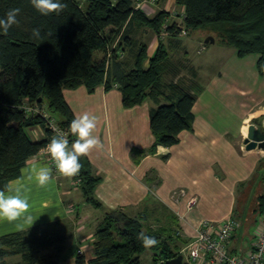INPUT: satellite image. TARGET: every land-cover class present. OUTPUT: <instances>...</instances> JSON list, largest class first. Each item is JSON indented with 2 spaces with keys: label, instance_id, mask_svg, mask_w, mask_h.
Listing matches in <instances>:
<instances>
[{
  "label": "trees",
  "instance_id": "16d2710c",
  "mask_svg": "<svg viewBox=\"0 0 264 264\" xmlns=\"http://www.w3.org/2000/svg\"><path fill=\"white\" fill-rule=\"evenodd\" d=\"M62 2L67 4L64 11L45 16L30 0H0V17L10 9H21L19 26H13L7 35L0 34V190L20 175L26 161L51 137L42 112L27 107L37 106L53 116L67 130L70 146L76 139L69 129L75 116L63 96L64 88L84 85L92 92L101 84L105 90L116 86L122 93L123 107L150 99L154 106L149 109V127L155 139L151 152L157 145L177 143L182 130L192 129V107L200 88L194 82L165 81L164 75L175 64L161 38L162 30L166 36H178L182 30L209 28L238 56L258 54L256 66L264 75V0H174L184 9L182 20L164 25L166 11L149 16L136 8L133 0ZM33 28L41 30L43 41L30 39ZM136 28H149L156 34L158 43L151 55L148 44L132 35ZM36 126L44 131L38 140L28 131ZM80 163L76 176L84 199L103 208L94 193L100 177L92 172L87 156H82ZM261 204L262 213L264 201ZM171 225L153 229L142 216L108 210L95 230L94 255L87 263L140 264L145 247L137 236L144 232L158 240L152 247L154 264H166L180 254L177 241H189L175 236L178 227ZM64 239V234L43 225L3 234L0 264H8L6 259L15 255L21 260L11 264H36L37 252ZM53 249L56 254L41 256L42 264H59L63 246L55 244ZM75 256L76 263L83 262L81 254L76 252Z\"/></svg>",
  "mask_w": 264,
  "mask_h": 264
},
{
  "label": "crops",
  "instance_id": "0c3cea01",
  "mask_svg": "<svg viewBox=\"0 0 264 264\" xmlns=\"http://www.w3.org/2000/svg\"><path fill=\"white\" fill-rule=\"evenodd\" d=\"M137 31L151 55L158 43L156 34L149 28H136L132 32ZM189 35L190 32L162 38L172 64H182L177 76L170 78L194 82L200 88L192 107V129L182 130L179 141L171 146L157 145L154 152L149 151L155 140L149 127V109L154 106L150 99L123 107L119 88L105 90L102 84L92 92L84 85L62 91L75 117L84 112L98 117L94 134L104 147L93 150L87 158L92 172L100 177L94 193L103 208L84 199L74 176L53 173V182L40 187L20 171L18 177L9 181L8 186L13 188L17 180L23 184L34 218L31 227L43 225L55 230L59 226L58 232L64 234L63 242L49 247L63 246L59 250V264H88L87 260L94 255L97 224L108 210L139 215L146 222L152 218L160 225L175 224L178 227L175 236L188 240L201 220H219L234 212L237 186L254 175L264 157V149L247 150L243 144L254 118L264 126V75L256 66L259 55L240 57L233 47L218 42L214 36L212 48L201 49L204 42ZM28 131L32 139L44 137L39 126ZM30 161L50 167L47 155L37 153L21 170ZM72 186L78 187L77 190ZM191 199L194 202L189 204ZM22 222L0 220V236L18 231L16 223ZM28 228L26 225L24 230ZM70 240L78 241L77 251L81 250L83 262L76 263L74 254L63 252Z\"/></svg>",
  "mask_w": 264,
  "mask_h": 264
},
{
  "label": "clouds",
  "instance_id": "9594fccd",
  "mask_svg": "<svg viewBox=\"0 0 264 264\" xmlns=\"http://www.w3.org/2000/svg\"><path fill=\"white\" fill-rule=\"evenodd\" d=\"M34 9L42 15L51 13L60 14L67 8V4L62 0H30ZM20 8L10 9L4 17H0V34L7 35L13 26H19L18 16ZM30 39L43 41L39 28L31 30ZM98 126V117L84 112L77 115L70 123V133L76 139L69 145L67 135L63 132H57L46 146V151L50 155L55 170L65 176L73 177L79 174L82 167L80 158L87 156L93 150L103 149L104 145L95 135ZM26 174L28 181H33L40 186L45 187L53 182V169L47 165L38 164L35 161L28 162L27 166L21 170ZM0 220H7L9 223H16L17 230L23 231L25 226H32L34 218L30 214V203L28 197L24 195L23 184L17 180L16 187L5 186L0 190ZM137 239L142 241L145 248H152L158 244L155 237L148 236L144 232L138 234Z\"/></svg>",
  "mask_w": 264,
  "mask_h": 264
},
{
  "label": "rangeland",
  "instance_id": "374dc122",
  "mask_svg": "<svg viewBox=\"0 0 264 264\" xmlns=\"http://www.w3.org/2000/svg\"><path fill=\"white\" fill-rule=\"evenodd\" d=\"M133 1H134V5L136 8L142 9L149 16L155 14L159 10L166 11L167 15L165 16L163 25L171 22L172 20H177V21L179 20V22H181L182 20L184 9L182 6L176 5L174 3V0H155L152 2L149 0H133ZM187 33L188 31L186 30L183 33V35ZM140 34L141 33L137 31V32H134L132 35L138 38ZM161 34H162L161 38H164V36H166V33L163 30ZM208 35L214 36L217 39V41L220 42L218 39L217 33L210 30L209 28H198L193 31H190L189 37L193 38L194 36H198L204 42V39ZM183 37L186 38L185 36ZM143 39L146 41H149L148 36H144ZM205 46L212 48L211 47L212 45H210V43L204 42L201 45V49H203ZM191 53L192 52H190V55ZM186 62L187 61H185L184 63L186 64V67H187L188 64ZM173 64H175V67L169 69L170 74L169 72H167L166 75L164 76V79L167 81H172L170 77L172 76L175 77V75L177 76L176 71L177 69L180 68V65H182V64H179L178 62H173ZM186 83H189V82H186ZM72 187L75 188V190H77L78 188L75 186H72ZM48 193H49V190L47 194ZM237 194H238L236 195L237 202L234 208V212L231 215L238 219V221L240 222V226H239L240 228L237 230L234 236L232 245L236 248L239 246H242L243 248H245L249 244L256 230V219L263 213V212L261 213L260 211L263 208V205L261 204V202L264 201V199L262 200V196H264V157L259 162V165L257 166V170L255 171L254 175L246 182L240 183L237 186ZM80 203L78 207L81 210L82 207ZM82 203L86 204L85 202H82ZM87 206H89L90 208H94L90 204H88ZM97 210L99 211L100 209H97ZM148 224L150 225L152 224L153 228H157L158 226H160L159 222H156L152 218L151 220H148L146 222V225ZM55 228L56 230H58L59 226H56ZM179 234H181V232H179ZM177 243H178L177 249L180 251V254L183 255V261H184L186 257V251L184 250L186 243L182 241H177ZM66 244L67 246L64 248L63 252L66 255H72V254L75 255L77 251L78 241L70 240L69 243H66ZM49 254H56V251L54 249L48 248V249H41L39 252H37L36 254L37 263L36 264H42L41 256L48 257ZM152 255H153V249L145 248V250L140 256V264H154L152 260ZM19 257H20L19 255L8 257L6 259L7 263L8 264L16 263L19 260Z\"/></svg>",
  "mask_w": 264,
  "mask_h": 264
},
{
  "label": "built area",
  "instance_id": "2783aa9c",
  "mask_svg": "<svg viewBox=\"0 0 264 264\" xmlns=\"http://www.w3.org/2000/svg\"><path fill=\"white\" fill-rule=\"evenodd\" d=\"M184 32L185 30H182V33ZM27 110L42 112L51 130L50 140L57 132L65 133L68 138L67 130L62 128L48 112L42 111L37 106L27 107ZM49 141L38 153H45L53 173L63 176L55 170L54 163L46 151ZM79 182L80 178L74 177V183L78 184ZM193 202L194 199H191L189 204ZM239 226L240 222L232 215H227L219 220H201L195 234L185 245L186 257L183 264H264V211L256 219V230L245 248L242 246L236 248L232 245ZM77 253L81 254V250H78Z\"/></svg>",
  "mask_w": 264,
  "mask_h": 264
},
{
  "label": "water",
  "instance_id": "95a60500",
  "mask_svg": "<svg viewBox=\"0 0 264 264\" xmlns=\"http://www.w3.org/2000/svg\"><path fill=\"white\" fill-rule=\"evenodd\" d=\"M204 42L213 43L214 37L208 35L204 39ZM243 144L247 150L254 148L264 149V126L258 118H254L251 123H249L246 137L243 139ZM166 264H183V255L177 254L175 257L166 260Z\"/></svg>",
  "mask_w": 264,
  "mask_h": 264
}]
</instances>
